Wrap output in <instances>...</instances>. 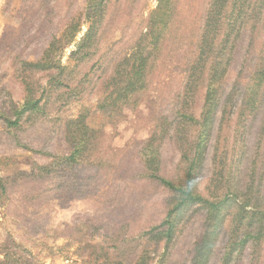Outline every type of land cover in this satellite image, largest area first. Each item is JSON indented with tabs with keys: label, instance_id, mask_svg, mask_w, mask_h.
<instances>
[{
	"label": "rangeland",
	"instance_id": "obj_1",
	"mask_svg": "<svg viewBox=\"0 0 264 264\" xmlns=\"http://www.w3.org/2000/svg\"><path fill=\"white\" fill-rule=\"evenodd\" d=\"M86 1L0 0V111L13 113L12 105L23 102L24 76L37 98L45 91L46 105L43 113L32 119L25 116L16 128L0 120V264H193L205 230V212L199 206L186 209L166 247L157 236L164 228H155L164 220L171 196L158 182L142 177L141 153L153 133L165 130L158 143L160 174L181 182L182 147L196 134L182 114L199 117L205 92L200 88L194 100L185 99L187 62L195 55L197 20L211 1L176 0V15L164 34L166 47L154 64L148 89L129 106L116 108L103 104L107 83L119 61L143 44L157 0H112L97 45L73 56L87 31L81 19ZM73 20H81V29L73 42L63 44L51 57L54 67L27 66L42 57L54 38L61 39ZM250 37L248 33L241 37L239 56L244 55L254 70L264 68L262 62H250L258 52ZM242 69L246 76L247 68ZM56 80L62 83L57 86ZM228 80L229 89L236 72L232 70ZM80 114L100 133L97 148L108 151L113 168L100 177L87 169L81 178H74L65 165L51 173L40 169L54 156L69 154L66 123ZM217 118L198 178L205 196L214 189L219 136L223 151L229 149L225 143L232 142L231 126L220 120V112ZM158 124L163 127L157 128ZM73 182L83 184L80 193L69 188ZM224 229L206 264L222 263L229 238ZM247 262L245 258L242 264Z\"/></svg>",
	"mask_w": 264,
	"mask_h": 264
},
{
	"label": "trees",
	"instance_id": "obj_2",
	"mask_svg": "<svg viewBox=\"0 0 264 264\" xmlns=\"http://www.w3.org/2000/svg\"><path fill=\"white\" fill-rule=\"evenodd\" d=\"M210 1L209 8L197 20L195 55L187 62L189 91L185 99L194 100L200 88L205 92L199 117L182 114V118L196 128L194 137L182 147L185 175L177 183L160 174L162 154L158 143L165 136V130H161L153 133L141 153L142 177L158 182L171 196L166 216L155 228H164L158 231L157 236H162L166 247L173 241L181 214L191 206H199L205 212L206 225L201 242L195 249L193 264H206L205 259L212 252L224 226L229 238L221 264H242L245 258L248 259L246 264H264V68L254 70L250 63L246 64L249 60H244V55L239 56L241 37L248 33L258 50L250 62L264 63V0H256L250 5L248 0ZM258 2L261 4L256 6ZM111 5L112 0L86 1L81 19L87 24V31L73 56L82 53L86 47L92 49L97 45L96 40L104 32V20L109 16ZM176 5V0H157L143 44L119 61L107 83L108 93L103 101L105 108L129 106L137 96L146 92L154 64L166 47L164 34L173 23ZM80 23L81 20H73L62 40L54 38L42 57L27 66L52 69L51 57L63 48V44L73 42L81 29ZM242 67L247 68L246 76ZM232 70L236 72V80L228 89L231 82L228 76ZM22 81L23 102L12 105L13 113L0 111V120L8 128L19 127L25 116L32 119L43 113L46 106L42 104L45 91L37 98L36 89L26 76ZM55 83L59 86L62 81L56 80ZM219 112L220 120L231 126L229 138L232 142L228 140L225 147L229 149L223 151L222 136H219L214 156L215 173L211 180L216 190L210 191L211 196H205L199 189L198 178L207 159L210 134L214 131ZM162 127L160 124L157 126ZM98 133L87 125L85 114L69 119L65 134L71 147L69 154L54 156L50 165L40 169L51 173L56 166L65 165L74 178H81L82 173L91 168L98 177L107 175L113 168V161L108 160L106 149L98 150ZM82 186L73 182L69 188L80 193ZM87 188L94 189L93 186Z\"/></svg>",
	"mask_w": 264,
	"mask_h": 264
}]
</instances>
